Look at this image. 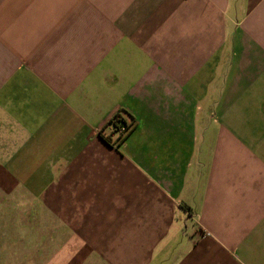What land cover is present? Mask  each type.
I'll return each instance as SVG.
<instances>
[{
	"label": "crops",
	"instance_id": "obj_1",
	"mask_svg": "<svg viewBox=\"0 0 264 264\" xmlns=\"http://www.w3.org/2000/svg\"><path fill=\"white\" fill-rule=\"evenodd\" d=\"M19 201L8 264H264V0H0Z\"/></svg>",
	"mask_w": 264,
	"mask_h": 264
},
{
	"label": "rangeland",
	"instance_id": "obj_2",
	"mask_svg": "<svg viewBox=\"0 0 264 264\" xmlns=\"http://www.w3.org/2000/svg\"><path fill=\"white\" fill-rule=\"evenodd\" d=\"M23 205L22 201H19L17 204L5 205L2 209L0 208V264H8L9 251L14 245H17L15 232L20 230L17 228L20 224L13 221V213L18 210V208H22ZM20 236L21 235L19 234V237ZM27 239L28 238H26L27 253L24 259L26 260V264H32L39 259L38 254L33 252L36 250L37 238H29V243L27 242ZM21 256L22 255H18L17 257L21 258Z\"/></svg>",
	"mask_w": 264,
	"mask_h": 264
},
{
	"label": "trees",
	"instance_id": "obj_3",
	"mask_svg": "<svg viewBox=\"0 0 264 264\" xmlns=\"http://www.w3.org/2000/svg\"><path fill=\"white\" fill-rule=\"evenodd\" d=\"M115 117H116V119L114 121L110 120L113 131H116L121 126H124V128L129 131L134 126L133 117L122 109L118 110L115 113ZM102 136L107 142L110 141V138L108 136H105V135H102ZM124 136H125V134L120 135V133H119L115 140L117 142H120L121 140L124 139Z\"/></svg>",
	"mask_w": 264,
	"mask_h": 264
},
{
	"label": "built area",
	"instance_id": "obj_4",
	"mask_svg": "<svg viewBox=\"0 0 264 264\" xmlns=\"http://www.w3.org/2000/svg\"><path fill=\"white\" fill-rule=\"evenodd\" d=\"M116 119L115 115L111 118V121H114ZM117 134L120 133V135L125 134L127 130L124 128V126H121L119 129L115 131Z\"/></svg>",
	"mask_w": 264,
	"mask_h": 264
}]
</instances>
